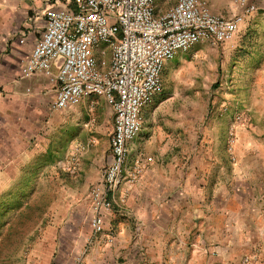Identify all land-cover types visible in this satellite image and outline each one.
Wrapping results in <instances>:
<instances>
[{
  "label": "crops",
  "instance_id": "0c3cea01",
  "mask_svg": "<svg viewBox=\"0 0 264 264\" xmlns=\"http://www.w3.org/2000/svg\"><path fill=\"white\" fill-rule=\"evenodd\" d=\"M46 4L0 0V125L16 139L2 143L15 146L16 158L33 155L36 164L44 157L27 179H60L64 195L72 196L35 240L30 264H74L78 256L82 264H264V147L258 156H247L240 142L235 162L227 139H212L206 147L205 139H197L196 113L176 106L167 92L159 91L144 107L142 131L129 143V165L140 158L142 174L133 184L125 176L109 193L113 205L102 211L104 230L94 232L91 193L105 187L113 109L103 95L53 108L58 83L44 72L23 76L22 65L45 29ZM169 7L156 0L158 14ZM248 20L249 31L264 38L261 15ZM259 46L254 97L264 101V43ZM96 59L102 66L101 57ZM75 107L89 119L68 137ZM240 131L242 138L245 128Z\"/></svg>",
  "mask_w": 264,
  "mask_h": 264
},
{
  "label": "built area",
  "instance_id": "2783aa9c",
  "mask_svg": "<svg viewBox=\"0 0 264 264\" xmlns=\"http://www.w3.org/2000/svg\"><path fill=\"white\" fill-rule=\"evenodd\" d=\"M46 1L45 29L21 71L26 77L44 72L58 83L53 108H68L92 95H103L112 105V160L104 170V190L91 193V226L101 233L102 211L113 205L109 193L125 176L133 184L142 174L140 158L129 165V143L142 131L144 107L161 90L165 64L200 42L233 39L259 7L236 0L241 11L225 16L214 13L207 0H177L159 14L156 0ZM106 54L108 62L100 66L96 56ZM74 264H82V257Z\"/></svg>",
  "mask_w": 264,
  "mask_h": 264
},
{
  "label": "rangeland",
  "instance_id": "374dc122",
  "mask_svg": "<svg viewBox=\"0 0 264 264\" xmlns=\"http://www.w3.org/2000/svg\"><path fill=\"white\" fill-rule=\"evenodd\" d=\"M207 1L217 14L232 16L241 11L236 0ZM249 1L259 7L251 14L261 15L264 19V0ZM175 2L166 0V6H172ZM252 15L246 17L233 39L224 44L203 41L180 51L165 64L162 72L160 91L173 94L176 106L188 113H196L198 141L208 140L205 141L208 147L212 139L216 143L227 139V149L233 162L239 155L237 146L240 142L245 147L242 154L247 156H258L259 147H264V110H257L258 107L264 108V101L254 97L259 75L255 64L260 60L259 45L260 42L264 43V38L249 31L247 22ZM101 57V65L105 66L109 54ZM100 97L93 96L91 101H97ZM110 104L107 103V108ZM82 111L81 107H75L70 113L68 137L69 134H76L75 129L80 132L77 123L82 124L89 119L81 115ZM253 124L257 128L260 125L259 129L251 130ZM5 126L0 125V167L6 165L4 172L0 173V264H30L29 254L35 240L45 234L51 217L60 215L66 200L70 201L72 196L64 195L60 179H27L33 176L32 170L36 164L38 168V163H44V157L37 155L39 159L36 164L33 155L14 157L15 146L8 147L2 143H12V140L16 143ZM241 128H245L242 138L239 132ZM40 130V134H43L44 127ZM231 137L234 141L230 144Z\"/></svg>",
  "mask_w": 264,
  "mask_h": 264
}]
</instances>
